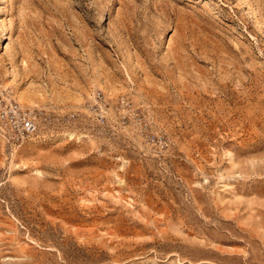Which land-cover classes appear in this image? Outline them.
<instances>
[{"label":"rangeland","instance_id":"1","mask_svg":"<svg viewBox=\"0 0 264 264\" xmlns=\"http://www.w3.org/2000/svg\"><path fill=\"white\" fill-rule=\"evenodd\" d=\"M0 264H264V0H0Z\"/></svg>","mask_w":264,"mask_h":264},{"label":"built area","instance_id":"2","mask_svg":"<svg viewBox=\"0 0 264 264\" xmlns=\"http://www.w3.org/2000/svg\"><path fill=\"white\" fill-rule=\"evenodd\" d=\"M39 130V122L34 109L17 102L0 100V132L13 145L21 146L33 138Z\"/></svg>","mask_w":264,"mask_h":264}]
</instances>
